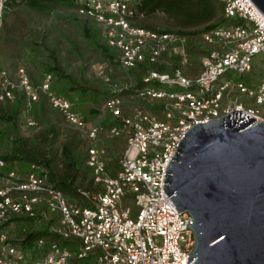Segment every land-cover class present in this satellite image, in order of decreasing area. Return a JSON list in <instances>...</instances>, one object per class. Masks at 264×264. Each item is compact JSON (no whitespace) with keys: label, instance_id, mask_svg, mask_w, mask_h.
Instances as JSON below:
<instances>
[{"label":"built area","instance_id":"built-area-1","mask_svg":"<svg viewBox=\"0 0 264 264\" xmlns=\"http://www.w3.org/2000/svg\"><path fill=\"white\" fill-rule=\"evenodd\" d=\"M227 23L196 33L144 26L143 0H73L76 14L98 21L107 43L118 51L122 68H133L113 81L102 103L108 125L90 123L67 96L57 93L53 73L36 83L28 69H17L15 83L0 70V100L21 90L29 105L42 95L59 109L87 140L91 184H75L68 193L51 179L46 164L8 159L0 147V264H194L187 256L197 238L190 210H178L164 190L167 166L185 135L198 122L242 109L263 120L257 104L264 82L244 80L255 55L264 52V13L252 0H219ZM4 0H0V26ZM198 37L200 70L166 68L169 58L188 60L191 36ZM182 63V64H183ZM237 75V76H235ZM146 82L127 94L116 93ZM119 80V81H118ZM249 94V95H248ZM101 133L123 138L120 167H107L109 150L95 142ZM46 232L32 241L33 233ZM90 257L92 261L83 262Z\"/></svg>","mask_w":264,"mask_h":264},{"label":"rangeland","instance_id":"rangeland-1","mask_svg":"<svg viewBox=\"0 0 264 264\" xmlns=\"http://www.w3.org/2000/svg\"><path fill=\"white\" fill-rule=\"evenodd\" d=\"M139 20L149 27L159 28L178 27V23L182 21L179 15H171L163 10H157ZM219 22L225 24L227 20ZM182 28L193 31L197 29L195 26ZM198 40H200L199 35L190 37L188 60L185 63L181 62L177 56H172L166 68L171 69L181 65L186 72L197 73L200 70L201 51L196 46ZM105 50L118 59L117 49L107 43L98 21L79 16L72 5L59 3L48 12L33 9L24 2L10 4L7 8L5 4L3 5L0 26V70L8 69L15 83L19 81L17 69L21 65L28 69L37 83L41 82L45 72L51 71L56 92L70 98L74 107L79 109L90 123L102 124L104 119L112 121L111 114L102 107L105 97L97 96V91L101 94L105 90L111 91V84L105 81L103 74L110 75L112 80L116 81V78L122 79L127 72L132 74L134 70L122 68L119 60L112 61L111 57L104 54ZM51 55L57 58L55 63L59 62L66 76H62L52 68L48 70L54 63ZM254 61L256 67L251 74L254 79L252 81L253 83L264 82V56H259ZM77 84L88 87L92 97H95H89L88 93L81 95V89L72 90L71 86L74 87ZM19 93L21 99L19 98L17 102L16 98L0 100V147L2 150L10 153L14 145H26L32 147L35 153L38 150L43 151L45 157H48L49 153L60 154L68 133L74 130L72 123L51 104L46 96L28 105L21 90ZM238 98L246 105L258 107L264 120V100L257 104L245 94L240 97L238 95ZM23 99L25 101L20 102ZM16 104L20 105V112L18 124L14 128L8 115L11 112L15 113ZM51 123L59 129L57 134L53 133L55 130L53 132L49 130ZM95 142L104 143L110 155H119L125 145L122 137L110 138L103 133ZM30 164V160L21 159L23 167H28ZM53 164L57 171L61 168L59 163ZM85 168H87L88 177L91 178L92 169L87 166ZM80 183L79 180L75 182V184ZM88 261H92L90 257L83 259V262Z\"/></svg>","mask_w":264,"mask_h":264},{"label":"water","instance_id":"water-1","mask_svg":"<svg viewBox=\"0 0 264 264\" xmlns=\"http://www.w3.org/2000/svg\"><path fill=\"white\" fill-rule=\"evenodd\" d=\"M254 119L232 109L194 124L167 166L164 190L194 216L187 263L264 264V120Z\"/></svg>","mask_w":264,"mask_h":264},{"label":"trees","instance_id":"trees-1","mask_svg":"<svg viewBox=\"0 0 264 264\" xmlns=\"http://www.w3.org/2000/svg\"><path fill=\"white\" fill-rule=\"evenodd\" d=\"M24 2L28 4L33 9H36L41 12H48L52 10L56 5L59 3L61 4H69L73 5V0H4L5 7L9 6L13 3H21ZM141 9L145 11L146 16L148 14H151L153 12H156L157 10H163L165 12H168L171 15H179V19L182 21L179 24L178 27H172V28H160L162 30H176L184 33H193L198 32L203 28H209L212 25L216 23H220L219 21L224 20V17L221 14V3L219 0H143V4L141 6ZM203 24V25H201ZM144 26L149 27L146 24H143ZM195 26L197 29L195 31L191 29H186L182 27H191ZM151 28H157L152 27ZM106 49V48H105ZM104 54L108 57H111L110 59L112 61L118 60L115 59L113 55L107 50L104 51ZM259 56H264V52L257 53L255 55V58H258ZM54 63L50 65L48 70H57L59 74H62V76H66L65 72L61 69V66L57 62V58L53 55ZM113 58V59H112ZM254 67H256V62H253L252 69L248 73L246 77H244V80L246 82H250L254 80L251 77V74L254 73ZM52 68V69H51ZM51 72V71H49ZM33 79V78H32ZM34 80V79H33ZM137 85L130 87V88H124L122 90H119L116 93L120 94H127L131 91H135L137 88H140L142 85H144L146 82L141 77H137ZM35 81V80H34ZM36 82V81H35ZM37 83V82H36ZM72 90L81 89V95L84 96V94L89 95V97H92V92L90 89L84 85H76L74 87L71 86ZM23 93V92H22ZM111 91L105 90L102 94L97 91V96L107 97L109 96ZM24 97L25 94L23 93ZM80 95V96H81ZM44 98V95H42ZM41 96V97H42ZM21 97L20 93L17 94L15 101L17 102L19 98ZM21 99V98H20ZM25 99L21 100L20 102H24ZM20 104V103H19ZM16 104L15 106V113H9L8 118L12 120L13 127L16 128L18 124V115L20 112V105ZM107 119H104V125L110 124L112 121H106ZM55 124L51 123L49 130L53 133H58L59 129L57 127H54ZM56 128V129H55ZM71 132V133H70ZM68 133V137L66 138V141L62 144L61 152L60 154L56 153V155H51L49 153L48 157L44 156V152L41 150H38L36 153L31 149L32 147H27L26 145H14L13 150L9 153H5V156L8 159H25L30 161H36L44 163L48 166L50 171V177L51 179L56 183L57 186L62 188L68 193H74L75 192V182L79 180L80 184H91V178L88 177V171L85 166L89 168V165L87 164V145L88 143L86 140L81 136V132L77 130L74 127L73 131H70ZM120 155H113L109 154L107 158V167L112 171V173H115L118 168L120 167L119 158ZM54 162H57L61 165V168L57 169L54 166ZM44 231H39L37 233H33L29 236L28 241H32L35 237L38 235L45 234Z\"/></svg>","mask_w":264,"mask_h":264},{"label":"crops","instance_id":"crops-1","mask_svg":"<svg viewBox=\"0 0 264 264\" xmlns=\"http://www.w3.org/2000/svg\"><path fill=\"white\" fill-rule=\"evenodd\" d=\"M31 77H32V76H31ZM40 99H42V97H41ZM40 99H39V100H40ZM42 101H43V100H41V102H42Z\"/></svg>","mask_w":264,"mask_h":264}]
</instances>
